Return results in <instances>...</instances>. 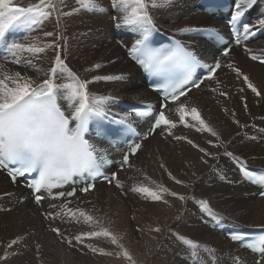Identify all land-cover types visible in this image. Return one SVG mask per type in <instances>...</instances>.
Returning <instances> with one entry per match:
<instances>
[{
	"label": "bare ground",
	"instance_id": "6f19581e",
	"mask_svg": "<svg viewBox=\"0 0 264 264\" xmlns=\"http://www.w3.org/2000/svg\"><path fill=\"white\" fill-rule=\"evenodd\" d=\"M35 2L37 0H21V6ZM96 3L104 11L85 10L80 8L77 0H64L63 12L80 10L63 17L54 14L31 29L13 31L9 40L45 47L53 38L44 33L54 32L62 59L81 80L93 81L95 76L108 75L124 77L122 80L93 81L87 86L90 95L115 98L107 105L110 113L126 112L118 100L156 102L159 97L147 88L142 72L126 54L136 35L117 27L114 18H119L122 13L113 7V0H96ZM148 10L160 28L182 38L200 56L215 61L220 52L217 44L192 32L182 34L178 31L185 27H226L222 20L206 13L198 0H172L168 5L149 7ZM262 13L264 0H259L252 11L254 25L258 18H264ZM57 20L59 27H56ZM251 46L254 51L264 52V38ZM18 55L21 59L31 58L43 71L39 74L24 72V65L11 63V55L7 54V59L0 60V78L4 72L14 75L20 71L39 83L54 63L55 50L46 48L43 53L18 52ZM221 59L223 66L211 81L169 105L168 115L176 124L174 128L168 126L171 134L161 129L147 139L137 156L132 158L131 167L120 172L116 183L110 187L100 183L93 192L78 194L71 201L57 202L58 206L66 204L71 208L75 218L67 209L49 207L50 201L43 202L40 207L34 202L31 191L21 183L13 185L0 170V257L8 256L0 259V264H192L189 250L179 237L190 238L212 250L211 255L198 252L199 264H231V256L254 264L256 256L226 238V231L219 229L217 224L264 227V198L257 195L260 190L242 180L239 170L223 155L227 149L251 165L264 167V65L250 60L247 52L237 46ZM96 65L100 67L97 69ZM234 68L248 76L261 96L252 93ZM56 82L71 81L58 78ZM181 103L187 113L184 120H189L192 125L189 129L180 120ZM61 104L66 110L65 102L61 101ZM192 107L198 109L219 140L207 131H197L200 125L191 119ZM129 117L136 120L133 114ZM189 140L193 143H188ZM210 140L213 144L222 143V146L213 147L208 143ZM98 143L101 150L116 154L109 145ZM199 148L221 155L213 159ZM177 180L182 183L177 184ZM117 183L122 187H117ZM135 187H148L158 192L162 199L153 201L132 191ZM164 188L168 192H164ZM171 192L186 199L181 201L178 196H171ZM194 200H207L220 220L202 214ZM78 210L92 216V221L86 223ZM42 211L51 212L53 218L46 219ZM52 228H59L64 239L51 231ZM156 228L160 231H154ZM104 230L117 238V244L111 243V236L103 235L85 238L83 244L74 247L66 242L83 232ZM17 238L19 243L8 248V243ZM101 250L112 255L101 254ZM125 251L131 259L124 256Z\"/></svg>",
	"mask_w": 264,
	"mask_h": 264
},
{
	"label": "snow or ice",
	"instance_id": "6c2138e0",
	"mask_svg": "<svg viewBox=\"0 0 264 264\" xmlns=\"http://www.w3.org/2000/svg\"><path fill=\"white\" fill-rule=\"evenodd\" d=\"M80 8L90 11H104V9L96 3V0H77ZM172 3V0H113V7L122 13L117 20V27L124 28L136 35V39L129 49V54L141 68L149 71L153 75H164L168 79V87L172 91L165 90L163 100L165 102L171 100L176 101L182 96H186L184 84L191 77L193 69L200 64L194 52L177 41L174 47L168 49H154L152 47V34L156 31L153 18L149 12V7L157 8ZM258 3V0H232L234 11L230 15L229 23L236 28L237 36L235 44L241 45L249 37L255 36L257 28L264 30V18H258L256 25L243 23L242 18L246 15V10L251 9ZM64 0H37L35 3H29L27 7L21 6V0H0V49L11 55V63L23 64L24 72H33L39 74L43 71L33 64L31 58L21 59L18 52L27 53H43L46 48L55 50L54 63L44 72V79L36 83L31 76L22 75L20 71L10 75L3 73L0 78V170L7 171V175L16 181L18 177H23L28 173L38 172V177H34L28 183V187L32 189L34 201L40 204L44 200L45 192L51 199H61L65 197H74L76 187L71 191H57L53 195V189H59L66 184H75L78 179L83 186L79 188L82 193L92 190L95 185L92 181L102 175L101 169L106 160V154L97 155L98 149L85 139V133L89 130V124L96 126V135L105 137L110 133H115L117 139L131 131L127 117H112L107 105L115 98L111 96H94L90 95L87 86L93 81H112L122 80L121 76H95L93 81L81 80L79 76L73 72L65 60L62 59L59 51V44L56 40V33L45 32L44 36L52 37V41L45 47H37L32 44L25 45L16 40H9V33L13 31H21L25 28L31 29L35 25H40L44 21L49 20L55 14L57 17L75 14L80 8L72 9L69 12H63L61 5ZM264 17V13L261 14ZM56 27H59L57 20ZM180 33H201L207 35L209 39L218 40L219 32L215 28H193L185 27L178 30ZM246 52L250 54V58L264 64V56L251 55L252 50L245 47ZM230 49L225 47L224 56H228ZM0 59H7V56H0ZM2 67V66H0ZM97 69L100 65L95 66ZM221 67L219 61L208 66L209 75L207 79H211L217 69ZM232 68V65H228ZM238 77L243 78L248 88L257 97L261 93L249 81L247 75H243L239 68L233 69ZM58 78H67L71 82L57 83ZM203 81H201L202 83ZM179 85V86H177ZM192 87L199 88L200 83L192 82ZM190 90V89H189ZM226 96L227 93H221ZM60 101H64L67 109L61 107ZM166 103L161 104V108L166 107ZM246 107V105H245ZM179 111L182 113L180 120L184 121L185 106L180 104ZM191 119L200 125L197 131H207L211 136L216 137L217 133L212 130L205 120L201 117L197 108H191ZM236 123H239L236 121ZM107 125L115 127L109 129ZM162 125L176 127V124L167 119L165 112L160 111L154 118L152 127L149 132L161 128ZM145 138H147L145 136ZM181 139V137H177ZM188 143L192 144L191 140ZM213 147H221V144H213ZM196 146V145H194ZM198 147V146H197ZM141 148V144L134 143L129 146V151L123 154L121 167L129 165V158L135 155ZM199 151L213 159H218L220 153H212L204 148ZM223 155L235 165H239L241 179L259 186L262 191L260 195L264 196V171L249 169L247 162L241 158L234 156L233 153L225 149ZM207 163V161H204ZM163 167V165H161ZM254 173H260L258 178ZM170 175V174H169ZM115 179V174L108 180L109 183ZM177 184L182 183L177 180ZM117 187H122L117 183ZM132 191L145 195L153 201H159L162 196L148 187H135ZM168 192L167 188L163 189ZM171 196L177 197L184 201L183 195L171 192ZM200 207L202 214L219 221L220 217L212 210L207 200L195 201ZM70 203V202H69ZM50 207H60L67 209L75 218V213L67 205H50ZM79 211V210H78ZM60 213H57L59 215ZM80 217L85 218V222L92 221L93 217L87 215L83 211H79ZM45 218H53L51 212L45 213ZM51 231L60 236L62 240L61 230L52 228ZM154 231L159 232L156 228ZM100 235L105 237L111 236V243L117 244V238L104 230L103 232L89 231L67 239L66 242L70 247L75 244H83L85 238H97ZM189 250V258L192 264H199V251L212 254V250L206 246L193 242L190 238L179 237ZM230 239L241 244L242 247L250 248L254 255L258 256L254 264H264V237H262L259 246L253 244H245L240 240V233L233 231ZM75 242V243H74ZM19 243V238L13 239L7 245L12 248ZM89 249L96 252L94 247L88 245ZM101 254L112 255V253ZM124 256L128 259L131 257L125 251ZM7 254L0 259H7ZM231 264H246V262L238 256L230 257ZM215 264V262H214Z\"/></svg>",
	"mask_w": 264,
	"mask_h": 264
},
{
	"label": "rangeland",
	"instance_id": "374dc122",
	"mask_svg": "<svg viewBox=\"0 0 264 264\" xmlns=\"http://www.w3.org/2000/svg\"><path fill=\"white\" fill-rule=\"evenodd\" d=\"M168 134L170 135V134H171V132H168Z\"/></svg>",
	"mask_w": 264,
	"mask_h": 264
}]
</instances>
